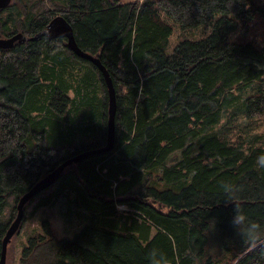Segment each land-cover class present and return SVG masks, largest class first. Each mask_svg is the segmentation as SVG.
I'll list each match as a JSON object with an SVG mask.
<instances>
[{
  "label": "trees",
  "instance_id": "obj_1",
  "mask_svg": "<svg viewBox=\"0 0 264 264\" xmlns=\"http://www.w3.org/2000/svg\"><path fill=\"white\" fill-rule=\"evenodd\" d=\"M60 14L111 76L114 145L25 203L23 221L67 195L85 223L60 238L43 220L18 264H148L153 247L171 264H264V243L236 236L220 188L238 185L244 210L264 223V134L230 132L264 116V0H11L0 37L35 36ZM214 15L207 36L165 52L172 23L190 29ZM66 45L43 34L0 48V244L26 190L106 141L103 75Z\"/></svg>",
  "mask_w": 264,
  "mask_h": 264
},
{
  "label": "rangeland",
  "instance_id": "obj_2",
  "mask_svg": "<svg viewBox=\"0 0 264 264\" xmlns=\"http://www.w3.org/2000/svg\"><path fill=\"white\" fill-rule=\"evenodd\" d=\"M120 1H134V0H116ZM141 1V0H139ZM164 19L168 20L164 16ZM218 17V15H214L209 22H206L201 25H197L194 28L190 29H181L179 24H173V32L168 38V43L165 48V52L167 54L171 53L174 47L181 39H198L200 37L207 36L210 31L214 20ZM172 22V21H171ZM264 26L261 25L260 29ZM238 30V29H237ZM237 30L234 32L232 37H236L238 35ZM264 37V34H263ZM264 41H262L263 43ZM87 60V59H86ZM79 70L81 73L83 69L79 66H75V71ZM98 91V88H95ZM70 94L72 95L71 91ZM80 117V116H79ZM223 124V123H222ZM225 130V128L221 127ZM226 131V130H225ZM234 135L244 136L248 133L250 134H264V116L259 117L256 121H247L244 118H240L237 121V125H234L230 131ZM261 143L264 145V137L260 138ZM67 195H62L51 205H43L39 207L35 213L26 221H21L19 225V230L17 234L11 237V240L8 243L7 255H6V264H18V259L20 255L21 248L25 245L26 239L29 235L34 233H42L41 222L43 220H48L50 223V228H52L53 234L57 237L64 236H72L74 232L81 229L84 225V220L75 212L70 210L72 205V201L70 197H66ZM72 205V206H71ZM123 205V204H122Z\"/></svg>",
  "mask_w": 264,
  "mask_h": 264
},
{
  "label": "water",
  "instance_id": "obj_3",
  "mask_svg": "<svg viewBox=\"0 0 264 264\" xmlns=\"http://www.w3.org/2000/svg\"><path fill=\"white\" fill-rule=\"evenodd\" d=\"M11 0H0V10L2 7H6ZM46 34L49 37L53 38H63L66 40V46L71 49L75 55L78 56V58L87 59L89 61H92L96 65V67L102 72L103 78L105 81V86L107 87L108 92V117H107V132H106V141L105 144L97 149L85 151L82 153H79L77 155H74L72 157H69L60 163H58L57 166H55L48 175H46L44 178L38 180L34 186L30 190H26L19 199L17 200V214L13 220V222L9 225V227L6 229V232L1 240V249H0V264H6V255H7V248L8 243L11 240V237L16 233L18 230V226L20 224L22 215L24 214V204L30 200L31 198H34L35 195H37L39 192H41L43 189H46L48 185H50L52 182H54L56 179H58L61 175V173L64 171V169L70 164L76 163L80 161L81 159L87 157L90 154L99 152V151H109L113 148L114 145V119H115V111H116V99H115V89L112 83V80L107 73L105 67L101 64L98 57H96L93 54H90L88 52H84L80 47L77 45L73 33L72 26L70 23L63 17L62 15H57L53 17L49 23L47 24L46 28L40 33H37L35 36L27 37L23 35L21 32H17L15 34H12L8 37H0V47L2 48H10L13 46L15 41H25L29 39L36 38L37 36L40 37V35Z\"/></svg>",
  "mask_w": 264,
  "mask_h": 264
},
{
  "label": "clouds",
  "instance_id": "obj_4",
  "mask_svg": "<svg viewBox=\"0 0 264 264\" xmlns=\"http://www.w3.org/2000/svg\"><path fill=\"white\" fill-rule=\"evenodd\" d=\"M257 166L264 168V153L256 158ZM221 192L223 201L234 205L231 225L237 237L249 248H254L264 243V223L251 218L239 202L240 187L232 183H222ZM127 206L118 204L117 210H126ZM148 264H171V260L165 251L153 247L147 254Z\"/></svg>",
  "mask_w": 264,
  "mask_h": 264
},
{
  "label": "bare ground",
  "instance_id": "obj_5",
  "mask_svg": "<svg viewBox=\"0 0 264 264\" xmlns=\"http://www.w3.org/2000/svg\"><path fill=\"white\" fill-rule=\"evenodd\" d=\"M2 8H4V7H2ZM60 15H61V14H60ZM56 16H57V15H56ZM63 17H64V16H63ZM70 25H71V24H70ZM46 26H47V25H46ZM45 28H46V27H45ZM72 29H73V28H72ZM73 33H74V32H73ZM0 48H2V47H0ZM71 51H72V50H71ZM83 51H84V50H83ZM84 52H86V51H84ZM93 64H94V63H93ZM105 69H106V68H105ZM106 71H107V70H106ZM101 73H102V72H101ZM107 73L109 74L108 71H107ZM38 74H39V72H38ZM102 75H103V74H102ZM109 76H110V74H109ZM110 78H111V76H110ZM71 88H72V87H71ZM114 89H115V88H114ZM69 93H70V92H69ZM107 95H108V92H107ZM71 96H72V95H71ZM101 147H102V146H101ZM87 151H89V150H87ZM84 152H85V151H84ZM73 164H74V163H73ZM71 165H72V164H71ZM48 174H49V173H48ZM48 174H47V175H48ZM45 176H46V175H45ZM45 176H43L42 178H44ZM42 178H40V179H42ZM40 179H39V180H40ZM51 184H53V182H52ZM51 184H50V185H51ZM50 185H48V186H50ZM33 186H34V185H33ZM33 186H32V187H33ZM48 186H47V187H48ZM32 187H31V188H32ZM47 187H46V188H47ZM31 188H30V189H31ZM30 189H29V190H30ZM43 190H44V189H43ZM45 190H46V189H45ZM66 197H68V196H66ZM24 205H25V204H24ZM16 206H17V205H16ZM23 208H24V206H23ZM16 209H17V207H16ZM16 214H17V212H16ZM15 216H16V215H15ZM14 218H15V217H14ZM14 218H13V220H14ZM22 218H23V217H22ZM22 218H21V221H22ZM13 220L11 221V223L13 222ZM21 221H20V223H21ZM11 223H10V224H11ZM19 225H20V224H19ZM8 227H9V226H8ZM18 228H19V226H18ZM0 249H1V245H0Z\"/></svg>",
  "mask_w": 264,
  "mask_h": 264
}]
</instances>
